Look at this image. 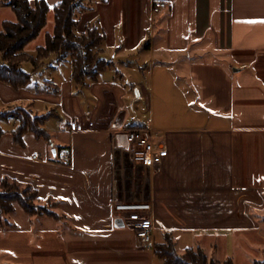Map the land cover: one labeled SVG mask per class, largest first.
<instances>
[{
	"label": "crops",
	"instance_id": "0c3cea01",
	"mask_svg": "<svg viewBox=\"0 0 264 264\" xmlns=\"http://www.w3.org/2000/svg\"><path fill=\"white\" fill-rule=\"evenodd\" d=\"M60 1L46 0L51 7ZM155 1L168 6L152 17ZM83 6L77 33L97 27L104 37L100 58L110 63L95 79L76 83L69 57L58 62L55 55L31 64L32 71L31 62L21 65L32 77L25 87L0 81V110L23 107L37 116L53 113L45 124L54 120L52 130L45 126L50 141L27 133L23 144L13 139L17 123L3 121L10 130L0 139V179L31 184L40 199L58 201L56 211L66 217L30 216L16 204L0 216V264H164L154 246L168 231L180 252L202 242L216 247L238 229L256 231L264 212V0ZM50 13L26 47L30 55L53 30ZM15 20L0 0V30ZM121 110L133 114L127 129H150L164 144L160 164H136L117 144L122 131L113 123ZM69 121L84 130H67ZM60 149L70 160L60 158ZM144 202L152 204L146 215L153 248L137 237L136 221L114 224V204Z\"/></svg>",
	"mask_w": 264,
	"mask_h": 264
},
{
	"label": "trees",
	"instance_id": "16d2710c",
	"mask_svg": "<svg viewBox=\"0 0 264 264\" xmlns=\"http://www.w3.org/2000/svg\"><path fill=\"white\" fill-rule=\"evenodd\" d=\"M85 0H61L50 6L46 0H3L14 11L15 21H5L0 30V54L4 63H0V81L18 89L31 83V74L26 73L21 65L31 62L37 66L52 55L60 62L71 58L73 79L82 84L88 78L95 79L110 63L100 58L103 34L97 27L88 26L83 34L77 33L78 15L84 9ZM53 11V31L46 33L45 44L37 48L36 55L26 51L29 43L34 41L47 26L49 13ZM53 113L43 116L34 115L23 107L0 110V139L5 130L3 121L14 120L17 127L12 131L15 143L23 144V137L33 133L36 138L50 141L51 134L45 127L46 121ZM30 216H51L60 222L65 221L64 214L56 211L58 201L52 198L42 200L38 192L29 183L2 177L0 179V216H9L15 211V205ZM154 252L164 264H235L233 258L224 261L208 256L201 246L189 247L180 252L171 231L166 232L165 241L154 246ZM264 264V261H255Z\"/></svg>",
	"mask_w": 264,
	"mask_h": 264
},
{
	"label": "built area",
	"instance_id": "2783aa9c",
	"mask_svg": "<svg viewBox=\"0 0 264 264\" xmlns=\"http://www.w3.org/2000/svg\"><path fill=\"white\" fill-rule=\"evenodd\" d=\"M167 6L164 1H155L151 8V16L160 14ZM65 128L71 132L84 130L83 125L76 121H69ZM122 133L126 134L129 144V147L124 148V151L130 155L134 163L148 167L160 164L167 150L164 144L155 142L152 139L154 133L150 129L130 128ZM58 154L63 160H70V154L66 149H60ZM37 156L38 154L34 153L33 158H37ZM151 210L152 204L150 202L116 203L114 205L116 217L123 218L125 223L131 219L136 221V235L148 248H153L154 239V225L152 220L146 215Z\"/></svg>",
	"mask_w": 264,
	"mask_h": 264
},
{
	"label": "rangeland",
	"instance_id": "374dc122",
	"mask_svg": "<svg viewBox=\"0 0 264 264\" xmlns=\"http://www.w3.org/2000/svg\"><path fill=\"white\" fill-rule=\"evenodd\" d=\"M52 14H53V12L51 11L50 15H52ZM50 19H51V17L49 18V21H50ZM29 53L32 54V51L29 50ZM51 58H55V55H52ZM50 59H48V60L50 61ZM68 60L70 63L71 58L69 57ZM2 61H3V59H2V56L0 54V63ZM31 64L32 63H26V65H27L26 70L32 71L33 66ZM133 79L135 81L136 77H134ZM128 81H124V82L128 84L129 83ZM132 116H133V114H132L131 110H128L123 126L121 128H116V130H118L119 132L120 131H122V132L126 131L128 124L132 120ZM11 121L14 122L13 120H11ZM53 123H54V120L51 119L48 121L47 124H45V126L49 130H52ZM2 125H3L4 129L10 130L9 129L10 125L8 123L2 122ZM124 170H125V172H127V171H129V168H127V166H125ZM143 173L144 172L141 171V175H140L141 181L144 179ZM126 177L127 176H125V174H124L123 178H126ZM143 184H144V187H143V190L141 191L142 194H144V191H146L144 180H143ZM123 190L124 191L127 190L128 194H131V191L129 190L128 187L126 189H123ZM130 198H133V197H130ZM136 198H137V196H136ZM140 198L137 200H140ZM2 217L7 218L5 215H3ZM256 219L258 220L259 224L261 225L260 227L255 228L256 231L253 230V231L247 232V231H243L242 229H238L240 231L234 232L233 238L230 240L229 239L221 240L220 238H218V240L216 242L217 243L216 247H212L209 244H206L205 242L200 243V245L205 248L208 256H210L211 258H214L215 260L224 261L226 258L231 257V258H233V261L235 262V264H255L256 260L257 261H264V212L259 213V215L256 216ZM179 245H180V250L184 249L185 244L179 243ZM182 251H184V250H182Z\"/></svg>",
	"mask_w": 264,
	"mask_h": 264
},
{
	"label": "water",
	"instance_id": "95a60500",
	"mask_svg": "<svg viewBox=\"0 0 264 264\" xmlns=\"http://www.w3.org/2000/svg\"><path fill=\"white\" fill-rule=\"evenodd\" d=\"M125 114H126V111L125 110H121L119 112V114L117 115L116 119L114 120V123H113V127L114 128H121L124 124V119H125ZM116 141H117V144L120 146V147H123V148H128L129 147V144H128V141H127V136L125 133H119L117 136H116ZM115 226L117 228H122V227H125L126 223L124 221L123 218H116L115 219Z\"/></svg>",
	"mask_w": 264,
	"mask_h": 264
},
{
	"label": "bare ground",
	"instance_id": "6f19581e",
	"mask_svg": "<svg viewBox=\"0 0 264 264\" xmlns=\"http://www.w3.org/2000/svg\"><path fill=\"white\" fill-rule=\"evenodd\" d=\"M126 149V148H125Z\"/></svg>",
	"mask_w": 264,
	"mask_h": 264
}]
</instances>
